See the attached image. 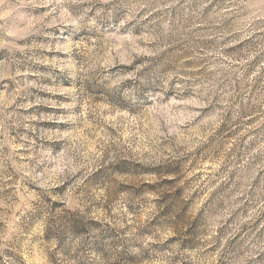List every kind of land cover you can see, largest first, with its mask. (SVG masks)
<instances>
[{
    "label": "rangeland",
    "instance_id": "obj_1",
    "mask_svg": "<svg viewBox=\"0 0 264 264\" xmlns=\"http://www.w3.org/2000/svg\"><path fill=\"white\" fill-rule=\"evenodd\" d=\"M0 264H264V0H0Z\"/></svg>",
    "mask_w": 264,
    "mask_h": 264
}]
</instances>
